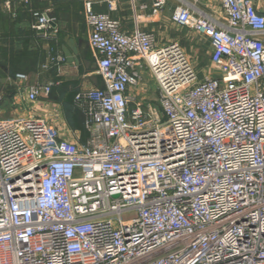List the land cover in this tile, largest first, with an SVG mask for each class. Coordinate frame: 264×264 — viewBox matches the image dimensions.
<instances>
[{
	"label": "built area",
	"instance_id": "1",
	"mask_svg": "<svg viewBox=\"0 0 264 264\" xmlns=\"http://www.w3.org/2000/svg\"><path fill=\"white\" fill-rule=\"evenodd\" d=\"M66 1L82 3L104 87L74 96L85 143L0 111V264H264V14L253 0L176 6L172 23L208 44L216 75L199 78L178 44L93 10L119 0ZM30 13L33 31L55 36L48 10ZM52 86L27 85V101Z\"/></svg>",
	"mask_w": 264,
	"mask_h": 264
},
{
	"label": "crops",
	"instance_id": "2",
	"mask_svg": "<svg viewBox=\"0 0 264 264\" xmlns=\"http://www.w3.org/2000/svg\"><path fill=\"white\" fill-rule=\"evenodd\" d=\"M162 11L151 9V0H145L146 10L129 0H119L116 10L109 12L105 4L93 6L97 13L108 14L118 20L121 30L126 33L142 31L153 35L158 44L176 43L185 54L202 51L203 60L197 67L192 63L198 77L214 76L210 65L209 48L206 41L188 28H179L171 21L176 6L183 3L194 5L198 10L210 14L217 9L213 0H167ZM257 11L264 14V0H253ZM3 0L0 5L4 9ZM31 10H48L56 34L44 39L31 29ZM6 16L0 14V111L3 117L25 120L31 117L46 119L64 139L85 143L88 134L83 126V117L73 105V99L80 90L102 89L101 78L96 74V57L88 44V29L85 25L81 2L53 0L32 1L29 6L13 4ZM169 29L175 31L168 32ZM180 31L181 33L177 32ZM5 54V55H4ZM13 57V61H9ZM28 77L26 85L15 80V75ZM52 83L50 95L35 103L27 101V85ZM139 96H146L142 86L130 90ZM153 107V104H150ZM70 116L69 121L67 118ZM85 133V134H84Z\"/></svg>",
	"mask_w": 264,
	"mask_h": 264
},
{
	"label": "rangeland",
	"instance_id": "3",
	"mask_svg": "<svg viewBox=\"0 0 264 264\" xmlns=\"http://www.w3.org/2000/svg\"><path fill=\"white\" fill-rule=\"evenodd\" d=\"M48 1H49V0H48ZM48 1H47V2H48ZM50 1H51V0H50ZM1 12L3 13V14H2L3 16H6V15H7L6 10L3 9V8L1 7V5H0V14H1ZM168 32H172L173 34L175 33V31L172 30V29H169ZM177 32L181 33L180 31H177ZM181 34H182V33H181ZM186 53H187V54H186L187 57L189 56L190 58H194V59H195V62H196V63H194V64H196L197 67L199 66V64H201L200 62H202L201 60H203V57H204L203 54H202V51H198V52H196L197 54H194L193 52L190 53V51L187 50ZM189 57H188L189 61H190L191 64L194 66V64L192 63L193 59L190 60ZM193 62H194V61H193ZM194 68H196V67H194ZM148 81H149V80H148ZM148 81H147V82H148ZM148 86H149L150 93L148 94L147 99H148L149 103H150V104H153V107H154L155 109H157V111H159V109H158V105H157V102H156V86H155V84L152 83V82H148Z\"/></svg>",
	"mask_w": 264,
	"mask_h": 264
},
{
	"label": "trees",
	"instance_id": "4",
	"mask_svg": "<svg viewBox=\"0 0 264 264\" xmlns=\"http://www.w3.org/2000/svg\"><path fill=\"white\" fill-rule=\"evenodd\" d=\"M54 1H55V0H54ZM4 55H5V54H4ZM9 61H13V62H14V59H13V57H11ZM68 117H69V118H67V119H68L69 121H71V120H70V116H69V115H68ZM84 134H85V133H84Z\"/></svg>",
	"mask_w": 264,
	"mask_h": 264
}]
</instances>
